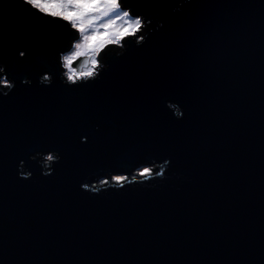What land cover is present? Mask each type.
Wrapping results in <instances>:
<instances>
[{"label":"water","instance_id":"1","mask_svg":"<svg viewBox=\"0 0 264 264\" xmlns=\"http://www.w3.org/2000/svg\"><path fill=\"white\" fill-rule=\"evenodd\" d=\"M181 2L156 10L166 28L118 62L80 114L65 110L60 118V58L76 38L60 44V73L47 67L55 35L45 38L50 49L10 65L17 88L0 103V264H264V0H183L175 13ZM22 8L20 0H0V33L9 43L30 33L19 25ZM55 23L70 36V26ZM159 23L145 20L138 35L147 38ZM122 44L101 63L130 46ZM45 72L56 77L52 88L39 85ZM25 76L32 85H22ZM161 96L182 104V121L174 115L183 109L172 113ZM82 126L95 138L86 149L72 139ZM53 142L67 154L45 178L46 161L42 167L30 156L51 154ZM168 155L170 179L153 181L157 188L145 181L95 196L79 187L93 172L91 183L103 176L102 168L124 170L116 165L125 156L132 173L123 174L139 180L136 161L159 164ZM17 157L34 179H18Z\"/></svg>","mask_w":264,"mask_h":264},{"label":"snow or ice","instance_id":"2","mask_svg":"<svg viewBox=\"0 0 264 264\" xmlns=\"http://www.w3.org/2000/svg\"><path fill=\"white\" fill-rule=\"evenodd\" d=\"M190 3L191 0H188ZM23 8L21 11L25 13V16L28 12L32 14H40L44 17L51 18V21H44L38 24H29L25 18L22 16L19 21V25H27L30 28V33L23 39H19L14 43H9L8 39L3 33H0V68H3V73H7L6 75L0 76V103H3L5 106L8 103V98L10 95L16 90L17 84L15 77L10 73L9 67L11 64H17L19 61H28L29 54L34 53L37 50H44L46 48L50 49L52 46L46 44L45 38L49 35H55L57 37V45L55 53L51 59V64L47 65V67L51 68L52 66H56L60 73V66L57 61V53L62 52L65 49L60 47V44L63 40L68 38H78L74 30L71 29L70 24L67 21H64L60 17H53L49 13L41 12L39 8L35 6L33 0H20ZM179 5V7H177ZM169 6V0H122V7L131 8L132 9V16L134 18H140L143 21L147 20L151 23L153 20L163 21V23H159L158 27H155L154 30H151L149 34H147V38L145 35H138L141 33L143 27L136 32L135 34L127 37L124 41L127 40L128 44L130 45L125 51L118 53L115 57L112 58L111 61L105 63L103 70L100 72L99 76L95 79L89 80L90 82H81L75 85H69L66 82H63L61 77L60 81L63 85L61 89V96H62V104H61V112L60 118H63V114L65 110H70L76 114H80L87 106L89 99H90V92L93 88L97 85L103 84L106 79H108L114 72L115 68L118 65V62L124 60L130 53H135L137 49L144 48L150 40L157 34L160 33L162 30L166 28V24L163 18L156 15V10ZM118 9L117 12L113 13V15L119 14ZM173 11L175 13H182L183 9V0L180 4H176ZM56 21H63L64 26H70L72 30L70 36L61 35L59 32L56 31L58 25L55 23ZM138 39L132 40L128 38H136ZM139 41V42H138ZM110 46L108 45L104 51L100 53L99 59H105L108 52L111 50ZM107 50V51H106ZM102 54H104L102 56ZM79 63V60L76 61V64ZM46 73V72H45ZM51 73V72H47ZM52 81L51 83L45 84L41 82V75L39 76V85L47 86L52 88L55 83L56 77L52 74ZM55 77V79H53ZM25 76L21 83L22 85H32L33 80ZM15 82V83H13ZM3 89H7L4 91ZM158 101L163 103L171 112L173 113L172 109L179 105L183 111H177V115H174L175 118L179 117L182 121L186 116V109L182 106L181 103L176 102L171 99H166L163 96L158 98ZM95 132L100 133L101 128L99 125L95 126ZM73 143L76 144L79 148H87L89 145L94 143L95 138L93 137L92 131L89 127L82 126L76 128L72 133ZM48 153H52L54 156L55 163L52 164V170L50 173L44 171L43 176L45 178L53 176L56 174V169L54 168L55 164H64L66 152L63 146L58 142H53L48 147ZM40 153H44L43 151H37L35 154L30 156V159L33 161H37V155ZM19 160L18 163V179L23 181H28L34 179V173L29 170L27 166V161L22 157H17ZM174 157L171 155L166 156L163 159L162 163L157 164V160L151 157H145L141 160L135 162L134 169H139L138 176L141 179H137V176H132L129 179L128 175H124L123 173L127 172L129 174L132 173L127 171L129 164L132 163V159L125 156V158L121 159L116 167L124 170L120 171H113L111 167H106L100 169L103 172V176H97L96 180L100 181L99 184L93 185L90 182L91 176H95L96 173L93 172L86 176L83 181L80 182L79 187L86 193L95 194V196H99L102 193V190L109 191L111 189L116 190H123L125 186H135L137 184L144 185V182H149L146 187L150 188H157L159 187V183H152L153 181L165 182L170 179L169 170L172 169ZM107 175L109 178L105 179L104 176ZM91 185V186H90Z\"/></svg>","mask_w":264,"mask_h":264},{"label":"clouds","instance_id":"3","mask_svg":"<svg viewBox=\"0 0 264 264\" xmlns=\"http://www.w3.org/2000/svg\"><path fill=\"white\" fill-rule=\"evenodd\" d=\"M33 3L41 12L67 21L78 34L69 52L61 54L60 58L63 77L69 85L98 77L104 68L100 53L108 45L123 47L124 39L144 26L140 18L132 16L131 8L122 7V0H33ZM121 8L119 14L113 15ZM77 60L78 67L74 68ZM2 72L3 68H0ZM51 81L52 76L48 73L41 77L42 83ZM54 159L52 153L44 157L46 172H51L50 165Z\"/></svg>","mask_w":264,"mask_h":264},{"label":"trees","instance_id":"4","mask_svg":"<svg viewBox=\"0 0 264 264\" xmlns=\"http://www.w3.org/2000/svg\"><path fill=\"white\" fill-rule=\"evenodd\" d=\"M149 29H150V26H148V30H149ZM148 30H147V31H148Z\"/></svg>","mask_w":264,"mask_h":264}]
</instances>
